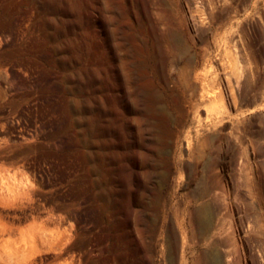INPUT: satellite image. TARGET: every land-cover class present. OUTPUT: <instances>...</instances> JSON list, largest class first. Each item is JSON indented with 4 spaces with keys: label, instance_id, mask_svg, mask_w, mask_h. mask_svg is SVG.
<instances>
[{
    "label": "rangeland",
    "instance_id": "374dc122",
    "mask_svg": "<svg viewBox=\"0 0 264 264\" xmlns=\"http://www.w3.org/2000/svg\"><path fill=\"white\" fill-rule=\"evenodd\" d=\"M9 188L40 264H264V0H0Z\"/></svg>",
    "mask_w": 264,
    "mask_h": 264
},
{
    "label": "bare ground",
    "instance_id": "6f19581e",
    "mask_svg": "<svg viewBox=\"0 0 264 264\" xmlns=\"http://www.w3.org/2000/svg\"><path fill=\"white\" fill-rule=\"evenodd\" d=\"M25 195V190L9 188L7 192L0 191V201L14 200L15 202V200L18 201L17 198L22 199ZM8 221H4L0 218V264H40L37 261L38 256L36 257V253H39L40 249L45 247L47 243L44 236L43 226L39 227V231H36L33 227L34 230H30L25 234L28 235V238L30 239L29 244L27 242V244L13 246L12 244L10 245L8 241L20 231V225L18 227L16 223Z\"/></svg>",
    "mask_w": 264,
    "mask_h": 264
}]
</instances>
